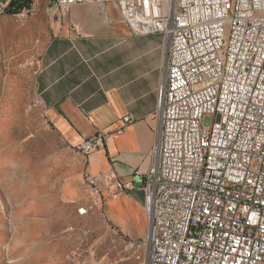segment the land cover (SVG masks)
<instances>
[{
	"label": "built area",
	"instance_id": "2783aa9c",
	"mask_svg": "<svg viewBox=\"0 0 264 264\" xmlns=\"http://www.w3.org/2000/svg\"><path fill=\"white\" fill-rule=\"evenodd\" d=\"M13 1L0 0V18L27 21L34 8L11 14ZM77 5L114 7L132 35L166 41L142 185L146 264H264V0H54L50 17ZM104 138L77 148L90 155ZM88 183L113 198L137 188L113 172Z\"/></svg>",
	"mask_w": 264,
	"mask_h": 264
},
{
	"label": "crops",
	"instance_id": "0c3cea01",
	"mask_svg": "<svg viewBox=\"0 0 264 264\" xmlns=\"http://www.w3.org/2000/svg\"><path fill=\"white\" fill-rule=\"evenodd\" d=\"M52 3L31 0L34 12L25 22L0 18V57L4 48L15 55L16 36L27 52L41 49L35 86L48 122L79 159L70 171H79L84 183L110 172L123 183L135 182V190L117 198L104 186L96 194L104 197L108 222L140 247L148 235L142 185L160 133L155 113L166 41L158 34L132 35L114 7L77 5L60 20L50 17ZM126 116L130 123H124ZM98 135L105 136L103 147L90 155L77 148Z\"/></svg>",
	"mask_w": 264,
	"mask_h": 264
},
{
	"label": "rangeland",
	"instance_id": "374dc122",
	"mask_svg": "<svg viewBox=\"0 0 264 264\" xmlns=\"http://www.w3.org/2000/svg\"><path fill=\"white\" fill-rule=\"evenodd\" d=\"M14 42L15 55L4 48L0 57V264H146L147 244L124 238L95 185L70 171L79 159L48 122L35 86L41 49Z\"/></svg>",
	"mask_w": 264,
	"mask_h": 264
},
{
	"label": "trees",
	"instance_id": "16d2710c",
	"mask_svg": "<svg viewBox=\"0 0 264 264\" xmlns=\"http://www.w3.org/2000/svg\"><path fill=\"white\" fill-rule=\"evenodd\" d=\"M31 7V0H14L11 6V14H16L23 9Z\"/></svg>",
	"mask_w": 264,
	"mask_h": 264
},
{
	"label": "bare ground",
	"instance_id": "6f19581e",
	"mask_svg": "<svg viewBox=\"0 0 264 264\" xmlns=\"http://www.w3.org/2000/svg\"><path fill=\"white\" fill-rule=\"evenodd\" d=\"M53 2H54V0H53ZM84 155H87L86 153H84V152H82Z\"/></svg>",
	"mask_w": 264,
	"mask_h": 264
}]
</instances>
